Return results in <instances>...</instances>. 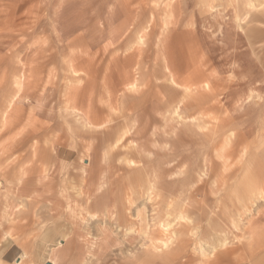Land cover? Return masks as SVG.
Returning <instances> with one entry per match:
<instances>
[{
	"label": "rangeland",
	"instance_id": "374dc122",
	"mask_svg": "<svg viewBox=\"0 0 264 264\" xmlns=\"http://www.w3.org/2000/svg\"><path fill=\"white\" fill-rule=\"evenodd\" d=\"M52 262L264 264V0H0V264Z\"/></svg>",
	"mask_w": 264,
	"mask_h": 264
},
{
	"label": "bare ground",
	"instance_id": "6f19581e",
	"mask_svg": "<svg viewBox=\"0 0 264 264\" xmlns=\"http://www.w3.org/2000/svg\"><path fill=\"white\" fill-rule=\"evenodd\" d=\"M39 17H40V16H39ZM86 44H87V43H86ZM9 103H10V102H9ZM30 172H31V171H30ZM30 172H29V173H30ZM32 172H33V171H32ZM33 173H34V172H33ZM21 175H22V174H21ZM250 175H251V174H250ZM256 180H257V179H256ZM68 188H70V187H68ZM252 189H253V187H252ZM253 192H254V191H253ZM253 192H251V191L249 192V194L251 195V197H252V195H253ZM71 193H72V192H71ZM254 193H255V192H254ZM257 193H258V192H257ZM244 194H245V193H244ZM246 194H248V193H246ZM249 194H248V195H249ZM87 196H88V195H87ZM87 196H85V197H87ZM262 196H263V195H262ZM62 198H63V197H62ZM241 199H242V198H241ZM239 203H240V202H239ZM246 206H247V205H246ZM87 208H88V207H87ZM85 209H86V208H85ZM83 210H84V209H83ZM88 210H89V209H88ZM232 219H233V218H232ZM118 223H119V222H118ZM120 224H121V223H120ZM121 225H122V224H121ZM52 264H53V262H52Z\"/></svg>",
	"mask_w": 264,
	"mask_h": 264
}]
</instances>
